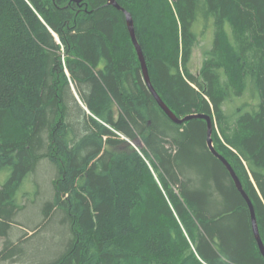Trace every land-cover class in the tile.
Listing matches in <instances>:
<instances>
[{"label": "trees", "instance_id": "obj_1", "mask_svg": "<svg viewBox=\"0 0 264 264\" xmlns=\"http://www.w3.org/2000/svg\"><path fill=\"white\" fill-rule=\"evenodd\" d=\"M116 1L162 100L178 117L211 116L264 244V0ZM197 21L213 28L198 76ZM206 133L204 119L176 124L158 106L108 0H0V233L17 185L47 159L44 217L61 213L68 238L40 264H264Z\"/></svg>", "mask_w": 264, "mask_h": 264}, {"label": "rangeland", "instance_id": "obj_2", "mask_svg": "<svg viewBox=\"0 0 264 264\" xmlns=\"http://www.w3.org/2000/svg\"><path fill=\"white\" fill-rule=\"evenodd\" d=\"M194 30L198 33V40L188 66L190 72L198 76L203 52L212 45L213 28L210 21L206 25L197 21ZM55 39L58 41L56 35ZM70 87L78 98L72 80ZM247 97L248 93L239 98L237 104ZM79 104L82 105V102ZM131 144L138 149L141 141L136 138ZM55 175L54 166L47 159H42L34 171L17 185L14 193L15 211L6 232L0 233V264H40L54 258L64 246L68 230L61 213L54 210L44 217L45 205L53 196L52 181ZM36 253H42L38 255L40 258Z\"/></svg>", "mask_w": 264, "mask_h": 264}, {"label": "water", "instance_id": "obj_3", "mask_svg": "<svg viewBox=\"0 0 264 264\" xmlns=\"http://www.w3.org/2000/svg\"><path fill=\"white\" fill-rule=\"evenodd\" d=\"M74 1L79 3L82 0H74ZM108 3L113 5L115 8H117L119 10H122L124 12L125 18H126L127 29H128L131 41L133 43V46L135 48L138 60L140 62V67H141V73H142L143 80H144L146 86L148 87L149 91L151 92L152 96L156 100L158 106L163 110V112L166 114V116L172 122H174L176 124H181L184 121H187V120H189L191 118H200V119H204L206 121V124H207V133H206V144H207V147L209 148L210 152L224 164V166L228 170L231 178L233 179V182H234L237 190L240 192V194L242 195V197L246 201V203L248 205V208L250 210V219H251L253 235H254V238H255V240L257 242L259 251L262 254V256L264 257V244H263V241H262L260 233H259V228H258V224H257V220H256V215H255L253 204H252L251 199L249 198L248 194L245 192V190H244V188H243L238 176L234 172V170H233L232 166L230 165V163L227 161V159L222 154H220L215 149V147L213 145V140H212V118H211V116L209 114H207V113H192V114L185 115L183 117H178L167 106V104L158 95L157 91L155 90V88L153 87V85L151 83V80H150V77H149V73H148L147 64H146V61H145V58H144V55H143V51H142V48H141L140 44L138 43V40H137L136 35H135L133 19L131 17V14L128 11H126L124 8H122L120 6V4H118V2L116 0H108Z\"/></svg>", "mask_w": 264, "mask_h": 264}]
</instances>
